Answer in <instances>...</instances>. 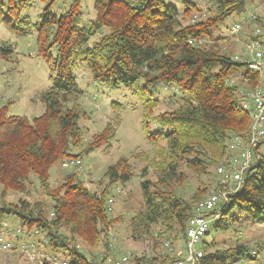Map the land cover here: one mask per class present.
Returning a JSON list of instances; mask_svg holds the SVG:
<instances>
[{
    "label": "trees",
    "instance_id": "1",
    "mask_svg": "<svg viewBox=\"0 0 264 264\" xmlns=\"http://www.w3.org/2000/svg\"><path fill=\"white\" fill-rule=\"evenodd\" d=\"M34 1L46 5L37 22L27 13ZM57 1L0 0V25L16 36L34 30L37 55L53 73L51 86L39 96L45 106L41 115L29 120L7 116L5 107L0 108V235L11 242V250H19L20 235L34 233L30 241L37 248L66 264H108L107 257L120 255L111 253L113 244L108 240V230L121 220V215L110 214L113 189L132 179L135 169L130 161L140 160L144 163L139 176L143 206L129 218L131 237L178 251L184 245L187 219L207 196L205 187H198L185 198L180 186L187 180L186 171L205 174L224 157L231 137L247 139L250 119L241 106L239 89L253 87L261 79L242 58L223 51L213 31L227 17L244 11L249 0H209L214 10L186 24L181 18L199 10L191 0H184L182 9L167 0H93L95 18L87 22L82 0H70L53 11ZM254 21L264 29V18ZM261 36L253 34L250 39ZM11 51L0 46L1 56ZM83 64L93 81L129 87L130 94L141 101L142 129L152 147V153L135 149L110 164L99 192L86 187L76 168L84 154L109 146L116 138L122 105L111 102L113 121L90 140L85 138L86 129L79 121L87 119L88 113L79 102L75 74ZM237 78L242 86L233 81ZM157 83L175 87L177 92L166 101L168 108L159 112V101L150 90ZM150 123L159 129L149 131ZM69 159H78L79 164L64 167ZM55 163L69 172L52 186L49 170ZM149 169L153 180L146 177ZM34 181L45 201H7L9 192L28 194ZM207 213L213 219L205 235L210 230L226 231L233 223L264 225V151L245 171L241 187ZM7 217L17 220L13 229H8ZM77 239L91 248L101 244L103 250L86 254ZM180 239L182 245L177 244ZM200 248L199 264H237L255 259L258 253L254 249L250 253L247 243L239 240L234 245L202 240ZM176 251L172 257L165 255L161 264L172 262ZM155 262L152 257L144 263ZM144 263L136 258L135 264Z\"/></svg>",
    "mask_w": 264,
    "mask_h": 264
},
{
    "label": "rangeland",
    "instance_id": "2",
    "mask_svg": "<svg viewBox=\"0 0 264 264\" xmlns=\"http://www.w3.org/2000/svg\"><path fill=\"white\" fill-rule=\"evenodd\" d=\"M69 1H57L52 5V10L57 11L64 8ZM183 1L167 0V2L180 9L183 8ZM191 1L197 5L199 10H193L190 15L181 18L184 24L196 19H202L214 10L209 0ZM45 6L44 3L34 1L33 6L27 12L32 22L38 21V16ZM81 8L86 22L95 18L96 11L93 0H82ZM250 14L254 16L250 22L252 24L251 27H247L249 24L239 31L232 29L235 22L248 18ZM257 17L264 18V0H249L244 11L232 14L220 23L218 28L214 29L213 37L219 38L218 42L223 51L241 59L244 44L251 41L250 36L260 34L264 30L259 27L260 24L258 22L254 21ZM0 46L12 49L11 52H6L4 56L0 55V108L5 107L7 116H22L29 120L41 115L45 110V106L39 100V96L42 91L51 86L53 73L41 57L37 55L35 31L33 30L31 34L26 36H16L0 25ZM75 74L78 88L81 91L79 102L88 113L87 119L79 121L80 125L86 129L85 138L87 140H90L95 133L100 132L107 123L113 121L115 112L111 107V102H119L122 105L120 111L121 123L117 129L116 138L111 141L109 146H102L88 154H84L82 156L83 162L81 160L79 167L76 168L86 187L92 191L99 192L104 183V178H102L103 173L110 164L114 163L119 157H128L135 149L144 150L149 153L152 147L146 142L145 133L142 129L141 101L130 94L129 87L124 85L112 87L109 84L93 81L85 64L80 65ZM233 81L240 83L241 86L243 85L239 78ZM245 87L247 88V85L242 86V88ZM150 90L152 96L159 101L156 112L166 110L169 106L166 101L169 97L174 99L173 95L177 93L175 87H166L159 83L152 86ZM157 129H159V126L156 123L149 124V131ZM71 151L77 152L74 148H71ZM130 163L135 169L132 179L127 184L119 185V189L115 191L113 189L115 195H112L115 196L113 198L115 201L111 203L113 211L110 214L112 217L121 215V220L114 222L108 230V240L113 244L111 253L121 255L129 252V259L126 264H135L136 258L141 260L142 263H147L152 257L157 260L154 264H161L163 257L165 255L172 257L177 248H170L169 246L159 244L155 246L154 242L150 241V239H134L131 237L128 227L129 218L143 206L139 189V176L144 163L140 162V160H131ZM214 168V166H209L205 174L195 173L190 170L186 171L187 180L180 186L183 188V195H185L186 199L198 187L200 190L205 187L207 194L210 192L211 185L219 180ZM49 172L51 185L54 186L62 182L65 174L69 172V168H62L60 163H55L50 167ZM146 177L151 180L154 179L152 169L148 170ZM99 180H101V183H99ZM28 192V194L9 192L7 201L17 203L19 198L30 202L38 199L45 201L44 195L35 181L32 186H29ZM6 220L8 222V229H13L14 225L17 224V220L13 217H7ZM239 224H231L226 231L210 230V233L204 236L203 241L207 243L216 241L219 244L224 243L229 245H234L237 240L247 243L250 253L252 249L257 250L256 258H245L237 264H264V225L246 222L241 226ZM33 236L34 233L29 236L20 235L18 242L32 240ZM77 242L86 254L89 255H96L103 250L101 244L95 248H91L82 244L83 242L79 239H77ZM182 242V239H180L177 241V244L182 245ZM257 242L261 244L258 247L255 246ZM37 249L45 253L42 247ZM19 252L17 249L6 252L0 251V264H33L27 260L25 255ZM49 254L55 256L51 253ZM59 260L62 261L60 258Z\"/></svg>",
    "mask_w": 264,
    "mask_h": 264
},
{
    "label": "built area",
    "instance_id": "3",
    "mask_svg": "<svg viewBox=\"0 0 264 264\" xmlns=\"http://www.w3.org/2000/svg\"><path fill=\"white\" fill-rule=\"evenodd\" d=\"M253 18L252 14L248 15V18L235 22L232 29L239 31L249 25ZM241 58L247 63L248 70L258 74L261 79V82L253 87L239 89L241 106L248 111L250 119L247 139L233 136L228 140L226 154L215 166L219 182L212 186L207 196L198 203L195 213L187 219L183 248L176 251V257L168 264L200 263L202 257L200 244L213 219L207 212L213 211L219 203L228 201L229 197L241 187L245 171L258 158L259 153L264 151V30L259 40H251L244 44ZM78 164V159H69L62 165L68 167ZM216 217L218 214H215L214 218ZM18 249L33 264L43 261L66 264L56 256L40 252L36 244L30 240L18 243ZM10 250L11 242L0 235V251ZM128 259L129 252H125L116 257H107V262L108 264H126Z\"/></svg>",
    "mask_w": 264,
    "mask_h": 264
}]
</instances>
